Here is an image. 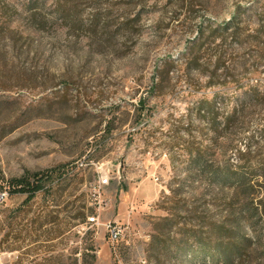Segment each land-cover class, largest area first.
I'll return each mask as SVG.
<instances>
[{"label": "rangeland", "instance_id": "rangeland-1", "mask_svg": "<svg viewBox=\"0 0 264 264\" xmlns=\"http://www.w3.org/2000/svg\"><path fill=\"white\" fill-rule=\"evenodd\" d=\"M263 12L264 0H0V208L25 199L9 198V180L64 166L60 220L70 221L79 206L92 216L101 200V223L126 228L114 249L104 225L71 220L58 239L0 252V264L45 257L93 264V255L96 264H208L189 253L176 257L166 235L168 250L154 254V224L185 202L216 216L225 211L230 193H220L202 171L227 159L213 140L205 99L215 94L222 122L240 106L239 93L257 86L262 96L246 105L244 128L246 137L262 140L264 37L246 38L263 23L255 13ZM234 14L243 37L224 46L235 60L234 83L206 86L205 75L186 73L185 55L201 27L205 48L214 49L220 40L211 30ZM201 191L212 195L200 200ZM41 202L40 195L30 217ZM255 221L260 234L245 220L244 235L264 245V214ZM179 228L172 227L175 238ZM39 245L49 248L36 251Z\"/></svg>", "mask_w": 264, "mask_h": 264}, {"label": "trees", "instance_id": "trees-1", "mask_svg": "<svg viewBox=\"0 0 264 264\" xmlns=\"http://www.w3.org/2000/svg\"><path fill=\"white\" fill-rule=\"evenodd\" d=\"M255 15L258 20L262 18L263 23L255 35L247 36L246 40L253 36L252 40L257 43L261 37H264V16L259 13ZM236 19L237 15L234 14L229 21L211 30L213 39L220 40L211 51L205 48L207 41L204 38V28H199L196 39L189 45L185 55L186 73L196 70L205 75L206 86L209 87L234 83L236 69L232 62L235 60L233 54L224 46L229 38L240 41L243 37ZM258 46L260 48V45ZM261 96L257 86L240 92L238 95L240 106L234 105L229 108L222 122L216 118L213 110L215 94L203 101L209 105L212 112L213 140L217 146L220 145L227 159L223 166H203L202 171L204 175L211 177L220 193L224 196L227 195L225 191L230 193L226 198L225 211L216 216L213 210L205 206H193L187 202L182 207L178 206L175 213L154 224L157 235L153 236L150 244L154 254L160 256L163 250H168L164 245L167 243L164 238L166 235L174 243L176 257L189 253L191 257L201 258L208 264H264V245L261 237L257 238V243L252 244L251 239L244 235L245 220L249 221L257 235L260 234L259 223L255 220L264 214V129L260 132L262 140L256 141L252 137H246L244 128L249 118L246 105L259 103ZM199 110L204 111V108L201 107ZM219 139H222L220 144ZM232 157H237V163H234ZM201 160L202 152L199 151L195 157V164L200 163ZM67 176L65 167L58 166L9 180L7 192L9 198L21 195L25 199L18 207L0 208V252H15L19 244L58 239L67 233V228L72 227L71 220L81 224L87 219L86 214L83 213L85 207L79 206L76 215L69 217L70 221L60 220L58 194ZM195 193L200 200L209 195L207 191ZM40 195L42 202L37 212L30 217ZM181 209L186 213L184 222L178 219ZM177 225H181L178 231L179 238L172 236V227ZM165 226V229H168L167 234ZM45 247L49 248L39 245L35 250ZM33 251L29 250V252ZM83 255L84 258L89 257L85 253ZM90 257L93 264H96V256ZM56 259L57 257L37 258L30 264H55Z\"/></svg>", "mask_w": 264, "mask_h": 264}, {"label": "built area", "instance_id": "built-area-1", "mask_svg": "<svg viewBox=\"0 0 264 264\" xmlns=\"http://www.w3.org/2000/svg\"><path fill=\"white\" fill-rule=\"evenodd\" d=\"M95 206V213L92 216H87L86 224L91 226H100L104 225L109 234L110 242L115 249L116 244L119 242L121 237L124 235L125 227L117 221H110L107 223H101V212L103 210V205L101 200H98L97 203L93 204Z\"/></svg>", "mask_w": 264, "mask_h": 264}]
</instances>
